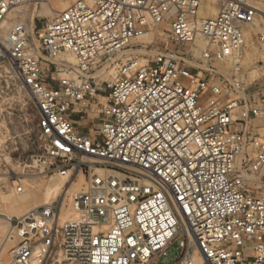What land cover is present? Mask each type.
I'll return each instance as SVG.
<instances>
[{
    "label": "built area",
    "instance_id": "obj_1",
    "mask_svg": "<svg viewBox=\"0 0 264 264\" xmlns=\"http://www.w3.org/2000/svg\"><path fill=\"white\" fill-rule=\"evenodd\" d=\"M32 1L0 0V25ZM201 1L76 0L42 26L36 50L22 23L0 38L36 100L33 164L66 179L65 195L84 179L69 195L75 219L61 222L58 202L15 220L10 264H42L55 248L69 264H156L174 243V264H264V195L248 190L264 168V95L245 93L241 61L228 78L211 65L241 56L256 10L227 0L202 18ZM164 23L171 48L144 65L130 59L96 84L92 66ZM198 41L202 68H189ZM61 54L74 69L50 61ZM102 93L98 130L80 133L70 114Z\"/></svg>",
    "mask_w": 264,
    "mask_h": 264
},
{
    "label": "rangeland",
    "instance_id": "obj_2",
    "mask_svg": "<svg viewBox=\"0 0 264 264\" xmlns=\"http://www.w3.org/2000/svg\"><path fill=\"white\" fill-rule=\"evenodd\" d=\"M227 0H215L212 7L215 9L213 15L207 13L205 0L201 1L200 17L211 18L218 13L222 5ZM246 4L256 10L255 23L248 28L249 39H246L242 52L240 76L243 81L245 93L251 98L264 95V43L259 39L264 35V30L255 31L253 27L260 20L264 19V0H245ZM74 0H33L23 6L15 8L12 12L14 19L8 17L2 24L0 38L6 30L16 23H22L26 28L31 25L34 34H29V46L36 50L38 48V35L42 26L54 16L61 12L65 6H70ZM17 15V16H16ZM30 18L31 21H30ZM26 19V20H25ZM29 19V21H28ZM26 22V23H25ZM27 24V25H26ZM168 24L164 23L148 35L134 40L130 46L124 48L118 54L109 59L92 66L89 75L95 80L98 86H104L109 81L117 66L130 60L137 59L141 65L147 64L157 52L162 51L167 46L171 48L168 39ZM202 44L198 41L191 47L190 55L185 58V64L189 68L201 67L199 54ZM187 50L190 46L186 47ZM38 56V52H35ZM69 54L58 55L50 60L55 64H65L74 69V65L66 64ZM75 61V60H74ZM235 61L224 68L220 63H212V67L218 70L225 78L231 77ZM56 77V76H55ZM107 93V92H106ZM106 93L100 94L86 110L85 125L90 131L98 130L100 125V109L105 105ZM36 100L33 95L22 86L17 74L10 68L5 60V50L0 45V264H10V250L14 242L9 239L11 225L15 220L31 212L35 208L48 202L49 205L63 202L62 216L72 217L70 212V197L74 192H80L84 188V179L79 176L69 193L61 192L59 199L51 198L47 200L45 193L54 184H63L64 189L69 182L59 177L48 178L40 173L33 164V157L39 153L38 132L36 127ZM77 120V117H74ZM261 180L250 184L248 190L256 196L264 195V168L260 171ZM17 187L22 188V192H17ZM179 257L177 243L171 246L168 253V260H159L156 264H174ZM198 258L194 264H198ZM42 264H69L60 252L55 248L54 253L46 258Z\"/></svg>",
    "mask_w": 264,
    "mask_h": 264
},
{
    "label": "bare ground",
    "instance_id": "obj_3",
    "mask_svg": "<svg viewBox=\"0 0 264 264\" xmlns=\"http://www.w3.org/2000/svg\"><path fill=\"white\" fill-rule=\"evenodd\" d=\"M76 0H74V2H75ZM215 2V0H205V8L207 9L206 11H207V13L209 14V15H213L214 13H215V9L212 7V5H213V3ZM66 8H68L69 6H65ZM66 8H64L63 10H65ZM62 10V11H63ZM15 11V9L14 10H12V11H10L9 13H8V15H7V17H6V19L5 20H7V18L8 17H11V19H14L15 17H13V16H15V15H13L12 14V12H14ZM199 13H200V10H199ZM17 16V15H16ZM255 18H256V15H255ZM31 19L32 18H30V21H31ZM5 20L1 23V25H0V30H1V26H2V24H4L5 23ZM26 20V19H25ZM28 21H29V19H28ZM26 23V22H25ZM27 25V24H26ZM11 27V26H10ZM9 27V28H10ZM8 28V29H9ZM7 29V30H8ZM253 29L255 30V31H259V32H261V31H263L264 30V19H260L256 24H255V26L253 27ZM7 30H6V32H7ZM27 31H28V33L30 34V35H33V27L30 25L29 26V28H27ZM6 34V33H5ZM245 36H246V39H249V36H250V33L246 30V32H245ZM1 42V41H0ZM201 44H202V48L204 47V44H203V42L202 41H199ZM0 45H1V43H0ZM241 58H242V54H241V56L240 57H235V58H232L231 60H229V63L228 64H226V65H224L223 67L224 68H226V69H229L227 66L228 65H230V62L231 61H235V64H236V62H238L239 60H241ZM75 59L70 55V56H68V58L66 59V64H68L69 66H72V65H74V63L76 62V61H74ZM234 64V65H235ZM234 68V67H233ZM233 68L231 69V70H233ZM66 189H67V187H66ZM66 189H64V186H63V184H54V185H52L51 187H49L48 189H47V191H46V193H45V196H46V199L47 200H52L51 198H53L54 199V202H55V199H59V197L61 196L60 194H61V192H63V191H65ZM49 200V201H50ZM45 206H53V205H49L48 204V202H46L44 205H42V206H39V207H37V208H41V207H45ZM37 208H35V209H37ZM34 209V210H35ZM33 211V210H32ZM70 212H72V214H74V216H72V217H66L65 215L64 216H62V222H65V221H69V220H73V219H75L76 217H77V214L75 213V212H73L72 211V209H70L69 210ZM63 213V212H62ZM62 215V214H61ZM24 216V215H23ZM22 216V217H23ZM61 217V216H60ZM196 258H198V257H194L193 258V260H196ZM199 259V258H198ZM33 264H39V262H38V260H35L34 261V263ZM198 264H199V260H198Z\"/></svg>",
    "mask_w": 264,
    "mask_h": 264
},
{
    "label": "crops",
    "instance_id": "obj_4",
    "mask_svg": "<svg viewBox=\"0 0 264 264\" xmlns=\"http://www.w3.org/2000/svg\"><path fill=\"white\" fill-rule=\"evenodd\" d=\"M85 108H80L76 106L73 110V112L70 114L71 120L74 122L75 127L78 129L80 133L83 134H91L92 131L89 130V128L85 125L88 121L86 120V110ZM74 117H77V120L74 119Z\"/></svg>",
    "mask_w": 264,
    "mask_h": 264
}]
</instances>
